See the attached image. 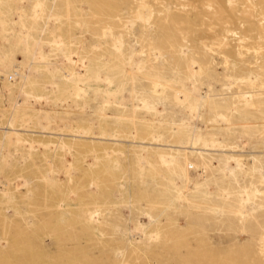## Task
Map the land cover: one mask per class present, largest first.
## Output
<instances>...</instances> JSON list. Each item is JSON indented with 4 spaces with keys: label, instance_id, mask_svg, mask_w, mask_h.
<instances>
[{
    "label": "rangeland",
    "instance_id": "1",
    "mask_svg": "<svg viewBox=\"0 0 264 264\" xmlns=\"http://www.w3.org/2000/svg\"><path fill=\"white\" fill-rule=\"evenodd\" d=\"M0 264H264V0H0Z\"/></svg>",
    "mask_w": 264,
    "mask_h": 264
},
{
    "label": "bare ground",
    "instance_id": "2",
    "mask_svg": "<svg viewBox=\"0 0 264 264\" xmlns=\"http://www.w3.org/2000/svg\"><path fill=\"white\" fill-rule=\"evenodd\" d=\"M54 41L56 44H60L63 42L62 39L58 40L56 38H54ZM42 58H44V55L41 56ZM69 59L73 60L75 63H79L80 59H79V56L77 54H72V55H69Z\"/></svg>",
    "mask_w": 264,
    "mask_h": 264
}]
</instances>
